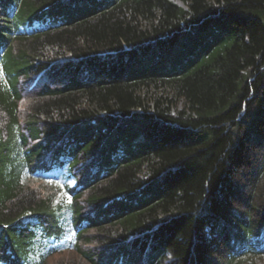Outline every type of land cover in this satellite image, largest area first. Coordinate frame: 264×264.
Listing matches in <instances>:
<instances>
[{"label":"trees","instance_id":"16d2710c","mask_svg":"<svg viewBox=\"0 0 264 264\" xmlns=\"http://www.w3.org/2000/svg\"><path fill=\"white\" fill-rule=\"evenodd\" d=\"M182 1L0 0V264L264 254V0Z\"/></svg>","mask_w":264,"mask_h":264},{"label":"rangeland","instance_id":"374dc122","mask_svg":"<svg viewBox=\"0 0 264 264\" xmlns=\"http://www.w3.org/2000/svg\"><path fill=\"white\" fill-rule=\"evenodd\" d=\"M180 5H184L182 0H172ZM38 81V79L36 80H31L30 82H28L25 85L26 88V97L25 99L22 101L21 105H20V110H21V117L25 118L28 113H29V108L31 103L33 102L34 95H35V91L37 89V85L36 82ZM69 184H72L73 181H68ZM37 186H40V190L45 191L47 190L48 192L50 191H56V186L55 183H51V182H37L36 184ZM42 186V187H41ZM78 259V256L76 255L75 252H62V253H58L55 254L54 256H52L50 258V260L48 261V264H59V263H67V262H72V261H76ZM245 264H264V254L262 256L256 257V258H250L248 259Z\"/></svg>","mask_w":264,"mask_h":264}]
</instances>
